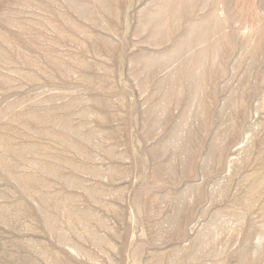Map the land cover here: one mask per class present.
Returning a JSON list of instances; mask_svg holds the SVG:
<instances>
[{"label":"rangeland","instance_id":"obj_1","mask_svg":"<svg viewBox=\"0 0 264 264\" xmlns=\"http://www.w3.org/2000/svg\"><path fill=\"white\" fill-rule=\"evenodd\" d=\"M0 264H264V0H0Z\"/></svg>","mask_w":264,"mask_h":264}]
</instances>
